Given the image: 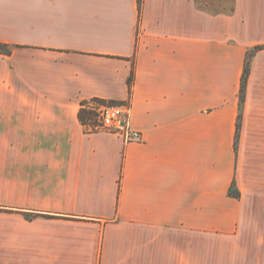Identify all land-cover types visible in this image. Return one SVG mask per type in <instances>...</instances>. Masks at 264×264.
I'll return each instance as SVG.
<instances>
[{"label":"crops","instance_id":"1","mask_svg":"<svg viewBox=\"0 0 264 264\" xmlns=\"http://www.w3.org/2000/svg\"><path fill=\"white\" fill-rule=\"evenodd\" d=\"M213 3L0 0V264H199L249 221L264 251V0Z\"/></svg>","mask_w":264,"mask_h":264},{"label":"rangeland","instance_id":"2","mask_svg":"<svg viewBox=\"0 0 264 264\" xmlns=\"http://www.w3.org/2000/svg\"><path fill=\"white\" fill-rule=\"evenodd\" d=\"M205 1L208 2L207 6L214 7L213 0ZM205 1L203 0V2ZM227 3L228 0H226V7ZM215 8H217L216 5ZM0 211L5 210L0 208ZM248 229L247 232H253L252 235L237 230L232 236L217 235L210 238H200L199 264H264V251H257L255 221H249Z\"/></svg>","mask_w":264,"mask_h":264},{"label":"built area","instance_id":"3","mask_svg":"<svg viewBox=\"0 0 264 264\" xmlns=\"http://www.w3.org/2000/svg\"><path fill=\"white\" fill-rule=\"evenodd\" d=\"M81 110L85 113V121L82 123L85 132L113 134L126 143L140 141L141 133L129 125V101L91 99L81 104Z\"/></svg>","mask_w":264,"mask_h":264},{"label":"trees","instance_id":"4","mask_svg":"<svg viewBox=\"0 0 264 264\" xmlns=\"http://www.w3.org/2000/svg\"><path fill=\"white\" fill-rule=\"evenodd\" d=\"M138 4H140L141 0H137ZM264 47L261 46H257L255 48H253L251 51H249L246 55V59H245V63H244V67H243V72H242V76H241V83H240V92H239V103L240 106L243 103L244 100V95H245V88H246V83H247V79L249 76V67H250V60L253 57V55L260 50H263ZM10 46L5 45V44H1L0 43V54H4V55H9L10 54ZM129 84H131V79H129ZM79 118L81 123H83L85 121V113L81 110L80 114H79ZM240 118V115H239ZM238 131H239V123L237 122V126H236V139L237 140V136H238ZM229 194L231 196H233L234 198H238L239 197V192L235 189V184L234 182L231 185L230 188V192Z\"/></svg>","mask_w":264,"mask_h":264}]
</instances>
